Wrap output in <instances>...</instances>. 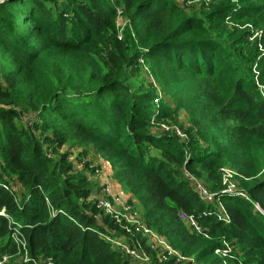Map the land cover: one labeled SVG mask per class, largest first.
<instances>
[{"label":"trees","instance_id":"trees-1","mask_svg":"<svg viewBox=\"0 0 264 264\" xmlns=\"http://www.w3.org/2000/svg\"><path fill=\"white\" fill-rule=\"evenodd\" d=\"M248 1L243 11L264 36V0ZM227 4L206 6L208 19L230 12ZM118 8L136 26L134 38H119ZM216 33L227 35L174 0H0L3 264H136L132 250L150 264H264V51L252 53L256 81ZM239 35L244 42L251 32ZM139 56L179 81L189 73L198 79L180 106L200 137L218 142L216 150L195 152L151 130L177 107L155 89L131 90L125 74ZM67 141L109 162L147 228L197 263L158 253L151 236L98 208L93 182L61 153ZM227 164L239 191H227ZM192 178L206 184L212 201Z\"/></svg>","mask_w":264,"mask_h":264},{"label":"rangeland","instance_id":"rangeland-1","mask_svg":"<svg viewBox=\"0 0 264 264\" xmlns=\"http://www.w3.org/2000/svg\"><path fill=\"white\" fill-rule=\"evenodd\" d=\"M174 1L186 11V14L203 17L207 24L215 23L216 28L219 30L224 29L227 35H229L228 38L227 35H224V39H221L222 37H219L217 33L214 34L215 37H217L218 41L220 40L225 43L224 46H228L229 51H231L241 62V70L246 72L248 76H254L255 80L258 81L257 72L260 69V65L256 61H253L254 55H252V53L256 50V48H258V51L261 53L264 51V44L259 43V39L264 40L262 31L263 26L262 24L256 26L253 23L255 21L254 16L252 14L247 15L243 11L245 7L250 5L248 0ZM227 2L230 3V12L226 11L225 14L220 17L208 19L210 14L209 12L211 10L209 11V8L206 6H216L219 3L227 4ZM236 13H241L243 15H240L239 18L235 17L234 19H231L230 16H235ZM244 29L250 30L251 35L243 42L240 35H237L238 33H242ZM117 31L119 38L121 39L128 36L134 38L136 34V26L132 25L131 22L121 13L117 17ZM138 50H140V48L136 46L133 51L135 53V51ZM125 76L128 79L127 84L130 85L131 90L135 93L155 89L158 96L163 98L169 106L177 107V111L171 118L160 120L159 122L152 124L151 130L153 132L156 134L166 132L174 135L179 144H190L191 146L187 145V149L191 148L195 152L202 149H208L209 151V149L216 150L218 148V142L214 141V138L213 140L206 141L195 132L187 111L180 106L182 101L189 99L192 90L198 84V79H196L192 73L181 76L182 80L179 81V77L177 78L176 75L165 71L161 65L152 63L143 56H139L137 64L132 68H127ZM231 150L232 149L230 148H226L225 152L231 155ZM61 153H68L69 161L73 163V168L76 173L86 175L90 178L94 184V193L97 192L96 194L98 196H103L104 192H102V188L108 189L109 196L107 199L111 203L113 216L122 217L126 219L128 223L135 225L140 229L145 226L142 218V207L138 204L136 199L133 198L132 195L130 196L120 183L118 184H120L121 190L124 193L121 195H117L119 192L113 193L109 184L106 182V177H112L114 179L113 170L109 162L96 154L92 148L89 147L84 150L71 141H67L65 143V145L61 148ZM202 155H204V153ZM258 157V166L261 167L264 172V153H259ZM223 169L224 180L228 187L227 191H239V180L234 175L233 167L227 164ZM198 183L206 188V184L202 180L192 178V184L197 186ZM106 196L107 192L105 198ZM243 196L245 195L243 194ZM126 203L132 205L131 210H126ZM156 234L151 236V244L158 253L177 255L179 256L180 261H192L193 263H197L196 258L193 255L183 257L178 250L170 245L167 239L161 238L158 234ZM227 249L231 251L234 248L233 246H228ZM139 256L143 257V260L137 259L135 262L136 264H150L149 257L145 260L144 258L146 254H142L141 250L139 251Z\"/></svg>","mask_w":264,"mask_h":264},{"label":"built area","instance_id":"built-area-1","mask_svg":"<svg viewBox=\"0 0 264 264\" xmlns=\"http://www.w3.org/2000/svg\"><path fill=\"white\" fill-rule=\"evenodd\" d=\"M118 12H119V15L121 14V12H122V9H119L118 8ZM196 186V185H195ZM197 189L199 190V192H200V194H201V196L204 198V199H206V200H209V201H212L213 199H214V195L213 194H211L208 190H207V188H205V187H203L202 185H200L199 183L197 184ZM102 192H104V195L103 196H98L96 193L97 192H93V194H92V199H94L95 201H96V203H97V207L98 208H100L101 210H103L106 214L108 213V214H112V206H111V203L108 201V199H107V197L109 196V191H108V189H106V188H102ZM106 192H107V196H106V198H105V195H106ZM131 207H132V205H130V204H128V203H126V210L127 211H129V210H131ZM113 215V214H112ZM190 220H191V224H192V226L195 228V229H197V230H199L200 229V227L195 223V221L192 219V218H189ZM145 225V224H144ZM135 226V225H134ZM138 230H140V231H144L146 234H148L149 236H152V235H154V234H156V232H154V231H152V230H150V229H148L147 228V226L145 225L142 229H140V228H138L137 226H135ZM157 235V234H156ZM14 237V239H15V241L17 242V243H19V244H24V239H22L21 237H19L18 235H14L13 236ZM160 237V236H159ZM113 243H116V241H114V240H111ZM153 246V245H152ZM154 248V247H153ZM130 253H131V255H132V258L134 259V260H136L137 261V259H140V260H143V257H140L139 256V251L138 250H132V251H130ZM141 253L142 254H146L145 252H142L141 251ZM147 258H148V256L146 255L145 256V260H147ZM4 260H6V257H4ZM144 260V261H145ZM4 263V261H0V264H3ZM49 264V263H48Z\"/></svg>","mask_w":264,"mask_h":264},{"label":"crops","instance_id":"crops-1","mask_svg":"<svg viewBox=\"0 0 264 264\" xmlns=\"http://www.w3.org/2000/svg\"><path fill=\"white\" fill-rule=\"evenodd\" d=\"M106 182L109 184L110 188L112 189L113 193H118L117 195H121L124 192H122L120 184H118V182L116 180H114L112 177L111 178H107L106 177ZM130 194V193H129ZM131 196V194H130Z\"/></svg>","mask_w":264,"mask_h":264}]
</instances>
